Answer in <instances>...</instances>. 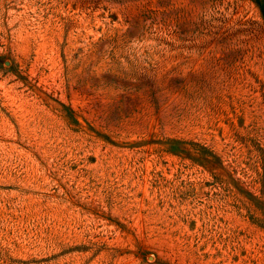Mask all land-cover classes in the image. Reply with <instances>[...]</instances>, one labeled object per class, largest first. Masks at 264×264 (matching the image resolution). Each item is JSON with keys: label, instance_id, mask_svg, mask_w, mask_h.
I'll return each instance as SVG.
<instances>
[{"label": "rangeland", "instance_id": "rangeland-1", "mask_svg": "<svg viewBox=\"0 0 264 264\" xmlns=\"http://www.w3.org/2000/svg\"><path fill=\"white\" fill-rule=\"evenodd\" d=\"M0 264H264V0H0Z\"/></svg>", "mask_w": 264, "mask_h": 264}]
</instances>
